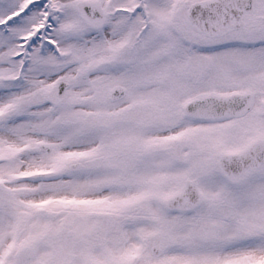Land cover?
Segmentation results:
<instances>
[{
  "label": "snow or ice",
  "instance_id": "obj_1",
  "mask_svg": "<svg viewBox=\"0 0 264 264\" xmlns=\"http://www.w3.org/2000/svg\"><path fill=\"white\" fill-rule=\"evenodd\" d=\"M0 264H264V0H0Z\"/></svg>",
  "mask_w": 264,
  "mask_h": 264
}]
</instances>
